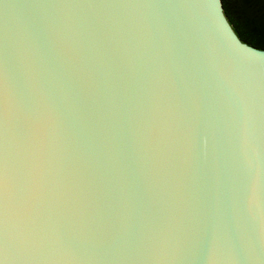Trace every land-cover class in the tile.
<instances>
[{
    "label": "water",
    "instance_id": "obj_1",
    "mask_svg": "<svg viewBox=\"0 0 264 264\" xmlns=\"http://www.w3.org/2000/svg\"><path fill=\"white\" fill-rule=\"evenodd\" d=\"M263 171L221 0H0V264H264Z\"/></svg>",
    "mask_w": 264,
    "mask_h": 264
},
{
    "label": "trees",
    "instance_id": "obj_2",
    "mask_svg": "<svg viewBox=\"0 0 264 264\" xmlns=\"http://www.w3.org/2000/svg\"><path fill=\"white\" fill-rule=\"evenodd\" d=\"M224 13L238 37L264 49V0H221Z\"/></svg>",
    "mask_w": 264,
    "mask_h": 264
},
{
    "label": "bare ground",
    "instance_id": "obj_3",
    "mask_svg": "<svg viewBox=\"0 0 264 264\" xmlns=\"http://www.w3.org/2000/svg\"><path fill=\"white\" fill-rule=\"evenodd\" d=\"M261 187H262V191L264 193V171H263V173L261 175Z\"/></svg>",
    "mask_w": 264,
    "mask_h": 264
}]
</instances>
